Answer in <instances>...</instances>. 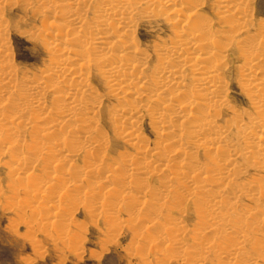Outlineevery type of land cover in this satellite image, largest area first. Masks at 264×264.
<instances>
[{"label":"bare ground","instance_id":"bare-ground-1","mask_svg":"<svg viewBox=\"0 0 264 264\" xmlns=\"http://www.w3.org/2000/svg\"><path fill=\"white\" fill-rule=\"evenodd\" d=\"M18 2L39 19L32 35L49 55L33 73L9 55L6 8ZM203 6L0 0V154L19 208L47 211L54 224L78 205L113 223L123 211L131 229L152 231L144 234L152 247L176 246L162 260L264 261V23L254 24L251 0H214L210 13ZM157 18L171 32L151 55L135 33L141 20ZM230 53L241 59L250 113L235 112L225 96ZM104 96L118 103L105 118L113 136L132 151L105 155ZM142 112L162 137L151 146L138 127ZM174 210H190L194 224L185 229Z\"/></svg>","mask_w":264,"mask_h":264},{"label":"rangeland","instance_id":"rangeland-1","mask_svg":"<svg viewBox=\"0 0 264 264\" xmlns=\"http://www.w3.org/2000/svg\"><path fill=\"white\" fill-rule=\"evenodd\" d=\"M213 1L204 0L203 11L210 13ZM251 6L254 24L258 23L259 20L264 23V0H251ZM27 7L18 2L12 3L6 8V17L9 20L8 48L13 63L22 71L33 73L38 71L39 67L42 68L44 66L43 63H45L49 55L37 35H32V30L35 26L37 27L39 19ZM154 21L156 23L153 20H141L135 33L140 47L151 55L155 51L154 43L157 44L158 40H166L171 32V25L166 20L157 18ZM151 58L153 60V56ZM228 58L227 68H225L224 72L228 84L225 96L229 104L235 109V112L242 113L245 111V113H250L253 107L252 105L250 106L242 86L239 84L241 74H238V72L240 64H242L241 59L235 53H230ZM93 81V85L102 93L99 78L94 77ZM117 104L111 96H104L101 110L105 116L102 114L101 120H99L100 125H102L101 128L103 127V133H105L107 138L108 145L105 152L107 156H116L120 153L119 150H122V152L125 149L133 150L130 145L119 141L122 137L118 136L115 139L111 128L105 120L106 113H109ZM241 109L244 110L242 111ZM138 115L139 130L146 142L151 146L155 140L159 141L162 137L157 135L151 127L145 112ZM34 123H38V120ZM12 149L20 150L21 148L18 145H14ZM98 151L96 150L95 152ZM8 162V156L0 154V264H219V260L215 257H210L203 261L197 260L194 263L189 259L185 261L175 260L173 257H171V260H162L164 259L163 254L167 253L166 251L169 254L175 253L176 246L159 243L152 247V241H149L144 235L146 234L145 232L150 231L148 230L149 228L140 226L142 229H139L144 231L141 232L140 230L137 231L139 226H133L132 229H135V231L132 230L131 226L124 222L126 213L123 211L117 213L118 218L115 222L119 223L116 224L113 221H105L100 214H90L86 208L78 205L75 209L70 210V213H66V216L62 215L58 221L60 223H55V225L45 219L46 216H49L47 211H44L46 213L44 215L33 214L29 208H19L15 204V198L11 197L10 190H8V185L16 183V181L11 179L12 177L9 178L10 175L7 171ZM64 164L65 162H62L59 166ZM36 169L34 168L37 172ZM253 172L250 171L249 173L254 174ZM149 180L151 184H155L151 178ZM31 198L32 200L34 199V197ZM241 202L248 203L244 199H241ZM171 214L175 216V219H181L180 221L186 226L185 229H189L192 226L191 224H194L192 223L195 221L194 214L190 210L184 212L174 210L171 211ZM134 232L139 233L136 234ZM160 233L165 234L163 231ZM181 234L185 238L182 239V245L187 241L186 230L179 233V235ZM143 236H145L147 242ZM221 259L224 258H220V261ZM250 264H264V261L256 260V262L254 261Z\"/></svg>","mask_w":264,"mask_h":264}]
</instances>
